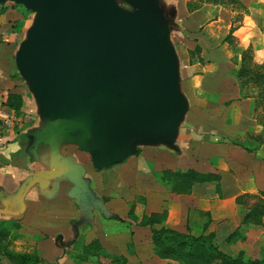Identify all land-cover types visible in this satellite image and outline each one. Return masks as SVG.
I'll return each instance as SVG.
<instances>
[{
	"label": "crops",
	"instance_id": "obj_1",
	"mask_svg": "<svg viewBox=\"0 0 264 264\" xmlns=\"http://www.w3.org/2000/svg\"><path fill=\"white\" fill-rule=\"evenodd\" d=\"M239 1L253 24L264 0ZM0 4V103L10 107L7 94H17L16 111L23 117L20 126L0 141V222L9 229L4 239L8 247L37 250L41 259L35 264H94L93 258L76 262L71 255L97 239L105 252L123 254L124 264H179L153 252L149 225L136 224L127 215L128 204L133 203L135 216L165 208L170 226L194 234L206 218L202 212L207 211L215 221L214 241L222 250L258 254L264 226L240 223L244 209L235 196H256L264 189V158L233 141L264 150V138L256 136L264 130L258 119L264 101L258 103L255 88L244 90L235 72L237 64L230 58L225 36L231 25L241 27L232 18L236 10L226 3L194 5L191 0L136 3V13L153 23L171 47L174 86L184 98L183 108L161 137L149 131L131 136L128 142L134 151L105 173L98 170L112 163L92 165L90 152L77 146L79 128L53 129L54 151L73 166L64 173V166L51 153L48 126L83 122L87 114L72 109L51 113L44 108L15 64V52L34 26L35 11L13 0ZM173 32L183 35L175 40ZM191 45L199 46L193 61L188 56ZM176 167L216 171L220 177L174 192L159 173ZM234 229L238 234L226 240Z\"/></svg>",
	"mask_w": 264,
	"mask_h": 264
},
{
	"label": "water",
	"instance_id": "obj_2",
	"mask_svg": "<svg viewBox=\"0 0 264 264\" xmlns=\"http://www.w3.org/2000/svg\"><path fill=\"white\" fill-rule=\"evenodd\" d=\"M13 1L35 11L15 52L30 90L51 113L87 114L83 122L50 123V144L53 129L77 127V146L100 168L134 151L131 136L149 131L159 138L169 130L184 98L174 86L171 47L136 13L140 0H125L133 11L113 0ZM51 153L62 172L72 169L52 144Z\"/></svg>",
	"mask_w": 264,
	"mask_h": 264
},
{
	"label": "trees",
	"instance_id": "obj_3",
	"mask_svg": "<svg viewBox=\"0 0 264 264\" xmlns=\"http://www.w3.org/2000/svg\"><path fill=\"white\" fill-rule=\"evenodd\" d=\"M206 1L216 4L229 2H238L240 4L238 0ZM187 6L189 8L192 5L188 2ZM2 9L3 6L0 4V11ZM227 37L228 35L225 36V38ZM194 50L198 51L199 46L194 45ZM235 72L239 79L245 76L250 78L254 84L258 82V86H260L256 91V95L259 97L258 103L264 101V90L261 89L264 85V69L252 70L243 65H238L235 68ZM245 80L246 78H243L242 81L240 79V82L243 83ZM6 103L19 111L18 106L20 101L17 94L9 92ZM263 107L264 103L262 104L261 112L258 113V119L264 129ZM250 135L248 134V136ZM256 136L260 139L264 138V130L256 134ZM233 142L247 150L254 149L256 155L264 158V150L260 149L255 151L258 146H248L243 141L238 140H234ZM219 177L220 175L216 171L203 172L191 167L163 168L159 173V178L174 192H186L194 182L218 181ZM257 192L258 195L255 196V200L250 202L246 199L247 196H251L248 193H240L235 196L236 201L244 209L240 223L264 226V189L258 190ZM202 213L206 214V218L200 230L194 234L190 230L179 231L170 226L166 222L168 211L165 208L158 212L141 213L139 216L133 214V203L128 204L127 208V215L133 218L136 224L149 225L153 252L158 257L174 259L179 264H264V242L258 254L253 257L247 255L242 249L226 252L214 241V219L209 216L207 211H203ZM8 230L4 222H0V264H35L41 259L37 250L19 251L8 247V241L4 240ZM237 234V229H234L226 235L225 239L230 240ZM71 257L76 262L93 258L94 264H124L126 261L125 256L121 253L112 254L105 252L97 239H92L83 244L80 251L73 253Z\"/></svg>",
	"mask_w": 264,
	"mask_h": 264
},
{
	"label": "rangeland",
	"instance_id": "obj_4",
	"mask_svg": "<svg viewBox=\"0 0 264 264\" xmlns=\"http://www.w3.org/2000/svg\"><path fill=\"white\" fill-rule=\"evenodd\" d=\"M239 1V0H238ZM113 2L128 11H133L131 7H129L128 2L125 0H113ZM193 4H198V2H209L206 0H191ZM240 2V1H239ZM212 3V2H210ZM216 4V3H213ZM227 7H232V9L236 10L234 13H232V18L234 21H238L239 25L241 27L237 26V23L230 26V31L228 34V47L230 48L232 55L230 58H232V61L238 65H243L249 69H264V1L262 4H260L261 8V15H258L257 18H255L253 24L250 18L247 15H244L246 13V8L243 3L240 2H229L226 3ZM183 35V34H182ZM182 35H178L177 32H173V37L176 40L177 38L182 37ZM194 45H191L190 52L188 50V56L193 57L194 56ZM190 61L196 60V58H189ZM245 79L243 81L244 90H252L255 88V90L259 89L260 86H258V82H255V84L251 81L250 78L242 76L240 79ZM249 81V82H246ZM254 84V85H253ZM264 85L261 87V89L264 90ZM263 93V91H262ZM264 109V107H263ZM111 139V138H110ZM76 150V148H74ZM85 159H87L85 157ZM122 160V159H121ZM121 161L112 163L111 165L101 168L98 171L101 172H109L113 171L114 169L119 166V163ZM257 196V195H256ZM137 203L140 201L136 198H134ZM246 199L248 201L255 200V195L247 196ZM132 200V199H131ZM114 219V218H112ZM117 227H121V224L119 222L115 223ZM128 246H131V243L128 244Z\"/></svg>",
	"mask_w": 264,
	"mask_h": 264
},
{
	"label": "built area",
	"instance_id": "obj_5",
	"mask_svg": "<svg viewBox=\"0 0 264 264\" xmlns=\"http://www.w3.org/2000/svg\"><path fill=\"white\" fill-rule=\"evenodd\" d=\"M23 122V117L16 110L0 103V141L7 131L17 128Z\"/></svg>",
	"mask_w": 264,
	"mask_h": 264
}]
</instances>
